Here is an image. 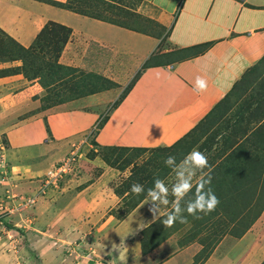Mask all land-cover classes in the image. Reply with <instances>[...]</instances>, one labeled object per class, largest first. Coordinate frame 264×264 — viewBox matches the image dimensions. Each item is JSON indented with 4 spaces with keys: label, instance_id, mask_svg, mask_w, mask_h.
<instances>
[{
    "label": "crops",
    "instance_id": "obj_1",
    "mask_svg": "<svg viewBox=\"0 0 264 264\" xmlns=\"http://www.w3.org/2000/svg\"><path fill=\"white\" fill-rule=\"evenodd\" d=\"M141 1L152 5V11L158 13L154 16L152 12L151 16L141 15L162 27L164 45L168 48H163V45L158 51L163 37L156 38L142 32L126 30L71 12L62 10L59 12L49 6L43 7L44 13L41 17L34 11H22V3L14 2V7H18L12 8V12L17 15L16 18L22 20L24 17L31 23L22 22V28L29 27L23 35H20L14 26L9 28L14 33L13 40L16 43L24 48L30 45L36 34V31L32 32L35 23L53 22L65 27L71 35L66 41L58 63L72 68H82L76 64L73 66L70 62L66 63L70 57L67 49L69 45L71 49L82 48V41H86L91 59L90 72L110 80L115 88L40 110L39 100L43 91L36 80H26L20 74H1L0 135L4 138V147L0 146V159L3 162L6 159L10 161L6 166L9 180L5 182V185L11 186L10 192L27 190L21 181L18 182V179L23 177L29 186L25 194H34L33 179L39 172V165H45L44 160L55 158V155L46 153L51 152V149H48V140L60 141L51 139L50 136L46 138L47 135L51 133L53 136L54 132H59L61 140L64 141L78 134H83L87 138L85 134L88 133V129L99 120L100 112L97 109L113 104L120 86L138 72L126 95L106 114L101 128L95 130L93 143L96 147L144 149L164 147L169 148L177 162L193 149L206 155L220 147V150L226 149V152H229L226 159H223L227 162L224 168L237 170L241 168L240 166H243L244 170L249 168L246 162L249 161L247 154L252 149L249 146L259 139L262 133L259 127L264 123V78L257 81L258 84L255 82L254 86L251 85L253 82L248 80L254 78L260 64V68L264 69V0ZM6 10L8 11V8ZM20 14L22 19L18 16ZM7 27L6 22H0V28L5 33L8 32ZM203 44H208V47L199 54L183 60L174 61L171 58V61L162 66L140 69L149 57ZM85 63L88 64L87 61ZM18 66L17 61L2 62L0 72ZM198 76L205 79L208 85L207 90L201 94L194 91ZM67 106L73 108L65 110ZM212 108L216 111L213 116L210 114ZM222 109L225 111L219 119ZM212 131H215L213 135ZM263 137L264 134L261 139ZM181 139H183L181 142H177ZM213 139L215 140L212 141ZM244 142L247 145L243 146ZM31 148H36L33 154H30ZM95 159L97 157L93 158L92 162L95 163ZM211 162L213 164L215 160ZM212 164L208 169L210 171L208 175L221 180L223 173L219 171L222 167L216 171L213 169L216 163L213 167ZM165 167L167 168L165 165L162 168ZM216 167L218 169V166ZM107 172L104 174H108ZM168 176L170 177L167 180L175 181V174L171 173L169 167L165 178ZM91 184L90 182L79 185L74 196L68 201L65 200L64 206L62 208L60 206L51 214L48 210L54 205H51L52 201L47 200L51 195L46 197L50 193L44 198H39L32 208L23 209L20 214L17 212L0 214L2 235L6 236L7 232L9 234L12 228L6 221L7 217L12 215L15 222L16 216L22 219L25 216L24 212L31 210L33 214L30 220L31 231L41 236H44L45 232L52 234L51 229L55 223L58 230L64 226L69 227L67 223L73 219H76L75 223L81 225L75 226L76 235L80 234L81 239L85 238L81 233L84 235L90 230L89 235L92 236L86 237L87 242L84 239L81 240L83 246L79 243L76 245L80 252H83L81 249L84 246L88 247L85 248L88 252L85 253L87 257L78 256L80 260L76 262L77 259L69 258L73 253H63L59 255L57 264H264L262 259L264 254L257 250L253 243L249 244L250 241H236L231 249L222 251L220 249H226L227 245L221 243L220 248L213 247L204 258L198 260L199 255L194 253L196 247L189 242L190 239L185 244L180 243L182 240L181 237L178 239L180 230L171 227L167 233L164 232L167 229L162 227L160 221L165 218L164 215L156 219L155 222L158 223L151 228L154 230L156 244L144 253L141 245L142 240L144 241L143 234L152 224L147 223L151 213H135L140 211L143 202L146 203L144 198L147 190L142 194L139 203L128 213H123V209L121 216H114V211L119 206V197L113 192L112 184L105 186V190L96 189ZM220 191H223L221 184ZM220 191H214L218 199L220 195H224ZM63 195L69 194L66 192ZM125 197L126 192L122 194L121 199ZM11 203L8 198L3 206L0 204V213L3 207H7V204L9 207ZM82 209L90 218L87 223L92 224L88 229L79 216L83 213ZM46 216L49 218L44 219ZM43 220L48 222L46 225L48 227L41 230L38 226L43 224ZM58 234L60 239L55 241L60 245V252L70 249L72 246L66 245V237L61 238V235L72 233L63 231ZM39 238L38 235L35 236L36 240ZM36 240L31 244L28 253L33 257L32 264H49L45 257L51 256L52 252L40 255L42 247L37 248L39 240L35 243ZM52 244V241L48 240V249ZM11 246L8 244L9 248ZM11 253L9 252L10 257Z\"/></svg>",
    "mask_w": 264,
    "mask_h": 264
},
{
    "label": "rangeland",
    "instance_id": "obj_2",
    "mask_svg": "<svg viewBox=\"0 0 264 264\" xmlns=\"http://www.w3.org/2000/svg\"><path fill=\"white\" fill-rule=\"evenodd\" d=\"M15 1L22 3V7H23L22 11L23 10H26L27 12L34 11L36 12L35 14H38L41 17L43 16L42 13H44V11H42L44 6H49L51 8H54L56 11L59 10V12H61L60 10L66 11L63 9L50 6L45 2L36 1V0H0V22H6V25L8 26L7 27L8 32L6 33L4 30L0 28V63L7 61V57L2 55L5 54L4 52H8L7 47L13 52V54L17 52L13 45L10 46L8 44L9 42L8 39L10 40L14 39L13 37L14 33H12V31L9 28L11 26H14L15 29H18L20 35H23L26 28H29L28 26L22 28L23 27L22 22L23 21L28 22V20H25L27 18L23 17L22 19L21 18L22 15L20 14L18 16H20V19L22 20H18V18H16L17 15L14 12H12V8L14 7ZM51 1H57L61 3L65 2V0H51ZM107 3H111L112 5L109 4L110 6H106L105 4ZM71 6H73L77 11H82V12L87 11L88 13L100 16L101 18L106 19L109 22L117 23L118 25L119 24L126 25L130 28L134 27L133 29L140 30L141 32H143L142 34H148V35L150 34L151 36H155L158 38L163 37L162 42L160 43V49L158 51H160L161 47L164 45V41H165L164 32L160 33V31H157V29H155L154 26L153 28L150 27V25H148L147 22L145 21V18L142 17L141 15V14H145L146 16L148 15L151 16L150 15L151 12L153 13L152 16H154L155 13L156 15L158 14L157 12L154 13L152 11V5H148L146 2L144 3L141 0L139 1L137 0H112V1L111 0H71ZM6 8H8V11L6 10ZM14 8L18 9V7H14ZM131 13L132 14L135 13L136 14V15L134 14L135 16L138 15L137 16L138 18H136ZM47 14L50 16L49 12ZM40 23L41 24L35 23L37 27L35 26V28L32 29L33 33L34 31H36V34H34L35 37L31 41L33 49L37 48L36 51L38 52L37 56L42 60L50 63H56L58 62L60 54L63 51V48L67 44V42L63 43L64 40L60 39L57 36V34L60 36L61 34L63 35L64 32H62L58 27L55 28V25H51V24L46 25L45 23L42 22ZM112 23H108V24L113 25ZM113 26L118 27L117 25H113ZM32 32L31 35L33 36ZM65 35L66 36L63 35L62 38L64 39L66 38L67 41L70 39L71 32L68 33V31H66L65 29ZM45 43L48 45H46ZM81 45L82 48L77 47L76 49L74 48L71 49V46L69 45L68 46L69 49H67L68 57L69 56L70 57L69 60L66 61V63L70 62L73 66L76 64L77 67L79 66L82 67L78 69L76 68L77 72L74 73L76 74V79H78L80 72L92 73L90 72L91 69L90 68L91 59L89 57L90 52L88 51L89 48L88 49L86 48L89 45L86 41H82ZM165 47L168 48L167 45L163 46V48ZM85 49L87 50L85 51ZM34 61L38 62L36 58H34ZM85 61H87L88 64L85 63ZM158 61L163 64L168 62V59L164 58V60L159 59ZM17 62L19 63V67H20L21 66L20 61ZM35 62L30 61V63H33L32 64L33 67H31V69L34 68V66L36 65ZM30 63L29 62L26 63L24 73L27 74V77L31 78L33 77L34 74L32 71L28 70L29 69L28 66ZM260 67L261 64L256 70L257 75L255 74L254 78H248L249 81L253 82L251 84L253 86L255 85V82L262 81L264 78V69H261ZM41 68H43V66H41ZM44 69L45 68H43L42 71ZM134 76L135 74L132 75L128 81L123 83L122 86H120V88L116 92L118 95H116L113 101L115 102L118 101V98L121 97L122 93H124L129 82L132 80V78H134ZM99 77L103 78L102 76ZM49 81L50 83H53V80H51L47 75L45 77H42L39 80V83L40 85H42L43 83L46 84ZM39 83L37 82L38 86ZM53 86L55 85L53 84ZM113 88L115 87L113 86L109 87L107 90H111ZM67 92H69V89L67 90ZM49 94L50 93L42 92L41 97L49 96ZM66 94L69 95L68 93ZM232 97L233 96H231V98ZM72 108H73L72 106H67L65 110H71ZM111 108H113V105L110 103V105L108 104L106 106H100L97 109L100 112L99 120L97 123H94V126L92 128L90 127L88 129V133L85 134L87 135V138H85L86 136H84L83 134H78L75 136H71L67 141H64L61 140L62 136L59 132H54L53 136L51 133L50 135H47L46 138L50 136L51 139L60 140V141L52 142L53 140H48L49 143L48 149H51V152L50 153L46 152V153L47 155H55V158L52 160L50 159L44 160L45 165L44 164L39 165V169H38L39 172L38 174L35 175L36 177L34 176L36 179L32 178L33 181H35V185L32 186L34 190L32 191H36L39 188V180L42 178V176L47 174L48 170H50L58 161H61L62 158L64 159L67 155H69L74 145L79 144L81 141L84 142L83 144H81L82 147L80 149V153L82 154L81 155L82 157L79 159V161H77V164L75 165L76 168L73 170L74 172L70 173L69 176L62 178L59 190L49 191L48 193L50 194L46 195V197L51 195L50 198H48L47 200H49V202L52 201L51 205H54V207H49L48 212L50 214L58 210L60 206L62 208L65 202L68 201L72 196H74L75 190L81 184H88L91 182L93 184L92 187L103 190H105L104 189L105 186H108L109 184H112V187L117 186L119 189L126 188V201L124 199H121L122 194L120 196L118 195L119 198L118 197L117 198L119 201L118 202L119 206L117 210L114 211L115 213L114 216H121V211H123V209L126 210V213H128V211L131 210L134 206H136L139 203L140 199L143 197V195L136 196L135 194H132L130 192V188L133 183H139L144 185L146 191L148 188H151L153 186V181L156 178L164 180L169 188L175 182V181H171V179L167 180L169 179L170 176H168V178H165V174L167 173L168 167L167 168L165 167V169L162 168L165 165L164 163L165 159L170 155L172 156L169 148L168 149L164 147L148 148V149L142 148L141 151L133 150V149L123 151L118 148L98 149L97 147L94 146L93 136L95 135L96 132L95 130L100 127V125L102 124L101 122H103V120L105 119L106 114H108L111 111ZM214 110L215 108L212 110V112H210L211 116H213L212 114H216V111ZM55 111L58 112L57 109H55ZM223 111L225 110L222 109L219 119L222 118L224 114ZM259 129L262 132L259 139L257 141L252 142L251 146H249V148L252 147V149H250V153L247 154V159H249V161L246 159L247 165L249 167L247 170H244L243 166H240L241 168H239L238 170L229 167L224 168L227 162L223 159H226V156L229 153L226 152V149L220 150L221 149L220 147H216V150L205 155L208 159L209 165L212 164L211 160L213 161L215 160V162L212 164V167L216 163L215 165L218 166V169H216L217 167L215 166L213 167L214 170L217 171L219 170V168L222 167L219 173L221 174L223 173L224 176L223 175L221 176L222 178L221 180H216L211 178L210 185L214 192V191H220V184H221L223 191L220 192L223 193L224 195H220L219 205L217 206L215 211L211 212L208 215H204L203 213H198V215L201 217L199 219H196L185 212L184 215L187 217V223L181 224L179 222H176L172 228V229L180 230L179 231L180 233H178V239L180 237L182 238L180 243L185 244L190 239L189 242L193 243L194 247H196L194 253L196 255H199L198 257L196 256L198 260L204 258L206 253L210 249L212 250L213 247L216 246V248H220L221 243H225V245H227L225 247L226 249H220V250L221 251L229 250L236 241L237 242L250 241L249 244L253 243L256 249L259 250L262 254H264V137L263 139H261L262 135L264 134V123L259 127ZM214 132L215 131H212V135L214 134ZM182 140L183 139L178 140L177 142L179 141L181 142ZM214 140L215 139H213L212 141ZM3 142H4V138L0 135V146L2 148L4 147ZM245 145H247V143L244 142L243 146ZM229 148L230 146L228 147V149ZM35 149L36 148H31L30 154H33ZM236 149L237 147L235 148V150ZM112 150H114L115 152L111 153ZM95 157H97V159H95L96 162L94 163L92 162V159ZM1 161L2 160L0 159V204L3 206V203H5L6 199L8 198L12 199L11 197L12 195H17L22 198L33 196L32 193L25 194L26 192H28L29 186L23 177L18 179V182L21 181V183L24 185V187L27 190L21 191L20 189L19 192H10L11 186L5 185V182L6 181L8 182L9 180V177L5 174L7 169L6 166L10 164V161L7 159L5 160V162L3 161L1 162ZM102 168L106 172L108 170H110V172H107L108 174H104L105 171L103 172ZM100 169H102L101 172ZM208 169L209 168L205 169V172L207 174L210 173ZM213 171L211 172L214 173ZM171 173L173 174L172 171ZM218 176L219 175H217V177ZM124 182L126 183L125 187H123ZM195 183L196 181L194 180L193 182L194 190H195ZM61 190L63 191L60 192ZM66 192L69 195H63V193ZM59 195H62V197L60 198ZM144 199L146 203L143 202L139 208L140 211H137L135 214H139V212L140 213L143 212L147 214L150 212L149 208L151 207V205H148L149 203L146 200V197ZM172 199L173 197L169 196V200L171 201ZM7 202L9 204V200H7ZM124 204H126V207H124ZM82 210L83 213H81L79 216L81 220L84 221V224H86V229H88L89 227H92V224L87 223V220H89L90 218L87 212L84 209ZM168 210H171V204L167 206L166 211ZM24 215L25 216H23L22 219L20 216H16L15 222H14V217L12 215L6 218V221H8L10 225H12L11 226L12 228L10 229L9 232L11 239L9 240L6 239L5 235H2V232L0 231V236H1L0 264H32L33 257L28 253H30L29 248H31V244L34 242V240H36L35 239L36 235L40 237L38 239L39 242L37 244V248L42 247L41 251L44 252L41 253V251H39L40 255H46L52 252L51 256L49 255L45 257V261L49 264H57L59 255H62L63 253H67V254L73 253L72 257L69 258L77 259L76 262L80 260V257L78 256L87 257L85 253L88 252H86L87 250H85V248L88 247L84 246V248L81 249L83 250V252H80V249L76 248V245H78V243L81 244V240L85 239L86 241V239L88 237H91L92 235H89L90 230L87 233H84V235H82L81 233V236L85 237L84 239H81L80 234L76 235L75 226H81L80 223H75L76 219H73L72 222L68 221L67 224L69 225V227L65 228L64 226L63 227L64 229L60 228L59 230L55 228L57 226V223H55V225L51 229V231H53L52 234L45 232V235L41 236L37 232L31 231L32 226L30 220H31V216L33 215L31 213V210L24 212ZM48 218L49 216L48 217L46 216L44 219H48ZM155 220H153V216L151 214V216L149 215L147 223L149 224L152 223L154 226L155 223H158L155 222ZM160 221L162 220L160 219ZM22 222H24V224H22ZM47 223L48 222H46V220H43V224L38 227L41 230H44L45 228L48 227L46 226ZM162 227L164 226L162 225ZM166 229L167 230L164 232L167 233L170 230V228H166ZM63 231H67V233L70 232L72 233V234L61 235V238L66 237L65 240V242L67 243L66 245H71L72 247L68 250L64 249L60 252L61 250V248L59 247L60 245H58V243H56L55 240L58 241L59 238L58 233ZM91 232L93 233V230ZM68 235L69 237H67ZM241 237H243L242 240ZM143 238H144V243L149 242L148 240L145 239V237ZM114 239L117 240V237H115ZM38 240H36L35 243H37ZM48 240H51L53 243L49 247V249L47 247ZM11 241L14 243H11ZM8 244L12 245L11 248L8 247ZM9 252H12L11 253L12 257H10ZM262 259L264 260V257Z\"/></svg>",
    "mask_w": 264,
    "mask_h": 264
},
{
    "label": "trees",
    "instance_id": "obj_3",
    "mask_svg": "<svg viewBox=\"0 0 264 264\" xmlns=\"http://www.w3.org/2000/svg\"><path fill=\"white\" fill-rule=\"evenodd\" d=\"M36 1L45 2L50 6H53V7L59 8V9H63V10H66V11L84 16V17H89V18H92L95 20L106 22V23H112V22L107 21L106 19L101 18L100 16L88 13L87 11H85V12L77 11L73 6H71V0H65L64 3L57 2V1H51V0H36ZM137 1H139V0H137ZM81 3H83V2H81ZM109 4H111V3H107L105 5L110 6ZM134 14L135 13H133L132 15H134ZM137 16H135V17L138 18ZM145 21L147 22L148 25H150V27L153 28V26H154L155 29H157V31H160V33L164 32L162 27H160L158 24L154 23L153 21H150L148 19H145ZM45 24L46 25L47 24L55 25V28L58 27L62 32H64L63 33L64 36H66L65 35V29H66V31H68V33L70 32L67 28L62 27V26L55 24V23H52V22H46ZM112 24L117 25L118 27H122V28H125L128 30L134 31V32L141 33L140 30L133 29L134 27L130 28L126 25H120V24L118 25L117 23H112ZM63 35L61 34L59 36L57 34V36L60 39L64 40L63 43H65L66 38L65 39L62 38ZM159 37H160V35H159ZM156 38H158V37H156ZM8 40H9L8 44L10 46L13 45L17 52L15 54H13V52L7 47L8 52H4L5 54H2L3 56L7 57V61H5V62L20 61L21 66L20 67L18 66L17 68H13V69H10L7 71H1L0 75L1 74L2 75L20 74L26 80H36V82H38V83L42 77H45L48 75V77L51 80H53V83H50V81L46 84L43 83L42 85H40V83H39V86L43 92L50 93L49 96H43L40 98V100H39L40 101V110H46L48 108L58 106V105H61L63 103L75 100V99L83 98V97H86V96H89V95H92L95 93L102 92V91H105L109 87H112V86L115 87L114 83H112L111 81H109L105 78H101V77H99L93 73H83V72L79 71L80 72L79 77H78V79H76V74H74L75 72H77L76 68L61 65L58 62L50 63V62H46V61L42 60L41 58H39L37 56V53H38V52H36L37 48L33 49L32 43L27 48H24L21 45H19L18 43H16L15 41L10 40V39H8ZM46 45H48V44H46ZM207 47H208V44H203V45L191 47L188 49L176 50L173 53H169V54L156 55L152 58L149 57L142 64L140 69H146V68H150V67H154V66L164 65L165 63L162 64L161 62L158 61L159 59L164 60V58H166V59H168V62L171 61V58H173L174 61L175 60H183L186 57H190V56L199 54L201 52H204ZM34 58H36L38 60V62H35ZM30 61L35 62L36 67L34 66V68L31 69V67H33L32 66L33 63H30ZM27 62L30 63L28 66L29 67L28 70L32 71L34 74L33 77H31V78L27 77V74L24 73ZM41 66H43V68H45L43 71H42L43 68H41ZM138 74H139V72L136 73L134 78H132V80L129 82L124 93H122L121 97L118 98V101H116L115 104L114 103L112 104L113 108H115L118 105V103L121 101V99L126 95L128 90L131 88L133 82L137 78ZM53 84L55 86H53ZM68 89H69V92H67ZM66 93H68L69 95H67ZM101 123L103 124L104 120ZM102 124L100 125V127L98 129L101 128ZM97 148L98 149H102V148H104V149H107V148L115 149V148H118V149H121L123 151L131 150V149L139 150V151L142 150V148H120V147H97ZM112 152H115V151L112 150L111 153ZM125 184L126 183L124 182L123 187H125ZM113 192L117 196L118 195L120 196L121 194L126 192V188L119 189L116 186V187H114ZM124 200L126 201V197ZM124 207H126V204H124ZM124 212H126V210H124L123 213ZM151 228H154L153 224H151L150 228L143 234L145 239L149 241L148 243L147 242L144 243V241L142 240L141 248H142V252H144V253L148 252V250L152 249L153 245L156 244L155 239H154L155 238L154 230ZM151 239H152V241H150Z\"/></svg>",
    "mask_w": 264,
    "mask_h": 264
},
{
    "label": "clouds",
    "instance_id": "obj_4",
    "mask_svg": "<svg viewBox=\"0 0 264 264\" xmlns=\"http://www.w3.org/2000/svg\"><path fill=\"white\" fill-rule=\"evenodd\" d=\"M207 87L206 80L198 76L195 81L194 91L197 94H201L207 90ZM164 163L175 174V182L169 188L164 180L156 178L153 181V186L147 189L146 200L151 205L149 211L153 216V220L164 215L166 218L161 223L165 228H171L176 222L187 223L185 212L199 219L201 217L198 213L208 215L216 210L219 205V199L211 187H208L211 184V177L205 172V169L209 168L210 165L204 153L193 149L179 162H177L175 156L170 155L165 159ZM5 174H8L7 170ZM194 180L196 181L195 190H193ZM37 191L38 189L34 194ZM130 192L140 196L145 192L144 185L133 183ZM169 196L173 197L171 201ZM39 198L41 197L37 199ZM169 204H171V211H166ZM0 214L6 215L3 211Z\"/></svg>",
    "mask_w": 264,
    "mask_h": 264
},
{
    "label": "built area",
    "instance_id": "obj_5",
    "mask_svg": "<svg viewBox=\"0 0 264 264\" xmlns=\"http://www.w3.org/2000/svg\"><path fill=\"white\" fill-rule=\"evenodd\" d=\"M81 143L82 142L74 145L69 155H67L61 161H58L50 170H48L47 174L42 176V178L39 180L38 191L33 194V196L22 198L17 195H12V199L10 198L12 204L10 207L4 208L3 213H20L23 209L31 208L35 204V201L38 197L45 196L49 191L59 190L62 178L69 176L70 173L74 172L73 170L76 168L75 165L77 164L80 156ZM7 233L5 237L9 240L11 239V236Z\"/></svg>",
    "mask_w": 264,
    "mask_h": 264
}]
</instances>
